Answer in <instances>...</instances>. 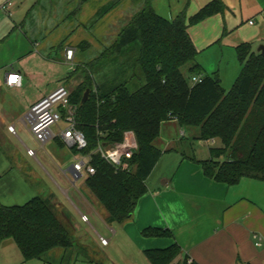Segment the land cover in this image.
Returning a JSON list of instances; mask_svg holds the SVG:
<instances>
[{"label": "trees", "instance_id": "16d2710c", "mask_svg": "<svg viewBox=\"0 0 264 264\" xmlns=\"http://www.w3.org/2000/svg\"><path fill=\"white\" fill-rule=\"evenodd\" d=\"M89 1L77 0V8ZM113 6L99 11L97 19ZM222 7L218 1L212 2L189 19L180 13L167 20L155 12L153 0H143L142 8L113 44L86 65L82 81L71 91L69 101L76 108V129L87 141L84 153L92 151L98 141L120 143L125 132L134 135L137 150L130 160V172L115 171L99 157L91 161L95 174L85 184L104 208L107 224L128 221L147 192L146 181L162 155L154 142L161 125L171 120L180 128H198L199 141L219 140V147L209 148V159H192L206 178L228 186L242 179L264 182V52L253 53L248 44L236 47L242 68L226 91L217 74L202 75L187 32L189 25L220 12ZM40 9L42 0H36L20 28L28 24L31 15L28 26L35 31L33 18ZM87 46L81 42L78 48ZM131 49L135 54L127 58L125 54ZM105 62H117L112 80L94 77ZM182 68H186L188 79L200 76L201 81L189 82ZM78 71L75 68L71 76ZM140 79L143 83L136 86L135 81ZM86 90L89 94L82 102ZM53 199L50 195L35 197L22 206L0 204V240L11 239L24 261L47 263L51 251L61 249L66 253L75 245L74 237L54 212ZM141 234L172 237L167 229L150 228ZM145 256L150 264H197L176 244L149 250Z\"/></svg>", "mask_w": 264, "mask_h": 264}, {"label": "crops", "instance_id": "0c3cea01", "mask_svg": "<svg viewBox=\"0 0 264 264\" xmlns=\"http://www.w3.org/2000/svg\"><path fill=\"white\" fill-rule=\"evenodd\" d=\"M6 1L8 0H0V6ZM35 1L16 0L19 6H15L12 0L8 14L0 10L8 17L20 20L19 25L12 22L13 31L20 27ZM217 1L223 6L222 10L189 25L187 32L197 51L196 63L201 67L202 75L217 74L222 88L227 91L228 85L234 84L242 68L236 47L248 44L253 53H260L258 49L264 47V0H175V15L170 20L180 13L189 19ZM27 29L31 31L28 26ZM5 31L6 29L0 30V42L6 37ZM24 38L27 47L24 48L22 53L25 54L19 58V63L0 62V204L8 207L26 204L41 190L52 191V185L45 184L43 177L30 168V160H36L37 154L30 156L28 150L25 154H20L13 146H8V135H30L24 124L26 112L33 103L52 93L61 83L49 90L35 84L36 92L27 95L25 88L32 85L35 79L29 70V63L32 61L40 66V63H45V57L40 53L39 42H30L25 36ZM7 73L20 74L21 86L8 87ZM61 122L64 127L57 126L53 133L57 134L58 130L66 127ZM166 124L178 126L175 120L161 125L154 146L160 150L159 145L165 141L164 150H160L162 156L146 181L147 192L139 199L130 219L122 225L107 224L103 209L96 211L88 202L78 200V185H72L70 177L63 173L66 169L57 171V165L52 159H43L48 170L42 165L41 167L53 186L65 195L68 190L60 186L69 184L75 190V202L72 203L80 214L81 222L88 224L97 233V241L91 244L80 232L79 223L69 219L79 245L100 250V264H150L145 252L166 249L173 244L197 264H264V182L242 179L236 185L228 186L206 178L200 165L192 159L207 160L209 152L207 158L203 156L200 159L184 152L187 148L170 149L169 145L173 140H168L161 134ZM9 128H12L13 134L9 132ZM198 133L194 138L198 137ZM54 141L58 146H64L60 140ZM203 142L208 151L209 148L220 145L217 139ZM70 154L72 156L73 151L70 150ZM52 204L54 207L60 206L56 198ZM100 211L103 212L102 215ZM64 214L67 216L63 212L62 215ZM83 215L86 222L82 221ZM150 228L167 229L172 237L142 236V231ZM100 239L105 240L106 244H100ZM7 241L0 240V255H3V251L8 253L5 250L10 246L3 243ZM54 252L49 253L47 263L32 260L26 264H94L92 260L79 259L77 254L68 259L63 251ZM21 260L14 255V264H23Z\"/></svg>", "mask_w": 264, "mask_h": 264}, {"label": "rangeland", "instance_id": "374dc122", "mask_svg": "<svg viewBox=\"0 0 264 264\" xmlns=\"http://www.w3.org/2000/svg\"><path fill=\"white\" fill-rule=\"evenodd\" d=\"M174 2L175 0H154L153 7L159 16L170 20L171 16L175 15ZM13 3L15 6L18 5V3L16 4V0H14ZM112 3H114V6L97 19L98 12H102L101 10L103 8ZM142 4L143 0H90L78 9L77 0H42L43 9L38 10L33 18V24L36 27L35 31L30 32L28 31L27 26L30 24L32 18L31 15L28 17L29 22L25 27H17V29L13 31L12 22L19 25L20 20L17 17H8L0 11V30L6 29V37L3 42H0V62L13 61L12 64L19 63V58L24 56L25 53L22 52L25 50L24 48L27 47V44H25L26 40H24L25 38L23 36L26 34L31 40L39 42L40 53L45 57V63H40V66L32 61L29 63V70L35 76V79L34 82H32V85L30 84L28 88H25L27 95L30 96L35 93V87H37L38 84L44 86L46 90H49L56 87L60 82V86H64L68 91H72L82 81V71L86 69V65L93 63L100 53L113 44L121 29L142 8ZM81 42H86L88 46L85 49L78 48V45ZM68 50L73 52V59L71 62H66L64 58V52ZM134 54V50L131 49L130 52L125 54V56L129 58L131 56L133 57ZM116 65L117 62L103 63L98 73L94 74V77L97 79L99 76L103 79L111 77L112 80L113 77L116 76L112 71ZM75 68H78L79 71L77 74L71 76V74L74 73ZM181 71L185 78L188 79L189 76L186 72V68H182ZM80 76L82 78H79ZM67 77L68 79L66 80L65 78ZM188 81L190 82V78ZM142 83L141 79L135 81L136 86H139ZM232 84L233 83L228 85L227 88L230 89ZM130 90L132 91L134 89L130 88ZM24 113L21 116H23ZM57 126L59 128L64 127V124L60 122ZM57 126L51 128L52 132L56 131ZM9 132L13 134L12 130H9ZM181 133H183V135ZM197 133L198 128L196 127L179 128V126L171 124L164 125L163 132H161V134L168 140H173V143L169 145L170 149L187 148L188 150H185L184 152L191 155L194 154L200 159L203 158V156L204 158H207L208 147L205 142L194 138ZM8 136V143L10 144L8 146H13V148L20 154H25L27 150H31L37 154L36 160H30V168L37 171L43 177L45 184L52 185V191L47 190L44 192L41 190V192L37 193L34 197L47 198L50 196V193H53V198H56L60 205L59 207L53 206L54 212L61 223L69 230L74 239L75 232L73 231V227H71V223H69V219H74L79 223L81 228L80 232L87 237L91 244H93V241L96 242L98 238L97 233L88 224H83L81 222L80 214L72 203L75 202L73 198L75 190L71 188L69 184H64L60 187L62 189H67L68 192L67 195L62 193L55 185L53 186L51 179L46 176L41 167L42 165L48 170L43 161V159L48 157L57 165V171L67 169L71 164L70 160L72 158L70 149L66 146H58L54 140L48 142L40 149L28 134L21 135L17 133V137L12 135ZM162 142L163 143L159 145L160 150H164L163 148L166 145L165 141ZM216 146H218V144H216ZM196 152H198V155ZM38 161H40V163ZM85 181L86 179L80 181L77 184L78 186L76 185V191L80 194H77V199L88 202L90 206H92V209L96 211H99V209L104 210L101 204L87 188ZM40 187L42 189V186ZM24 204L25 203H21L19 206ZM79 209L82 211L80 207ZM102 211H100V214ZM63 212L66 213L67 216L65 214L62 215ZM7 240V242L3 243L4 245H9L10 248L5 250L8 253L3 251V255H0V264H14V255L19 257V259H22L21 261H23V264L32 261H24L16 244L11 239ZM99 242L102 244L100 240ZM79 244L80 243L75 239L74 247L66 252L65 258L71 259L77 254L79 259L92 260L94 261V264L101 263V260L98 257L100 255V250L92 249V247L83 248ZM79 250H83V252H80ZM53 251L58 252L63 250L56 249Z\"/></svg>", "mask_w": 264, "mask_h": 264}, {"label": "built area", "instance_id": "2783aa9c", "mask_svg": "<svg viewBox=\"0 0 264 264\" xmlns=\"http://www.w3.org/2000/svg\"><path fill=\"white\" fill-rule=\"evenodd\" d=\"M12 0L6 1L0 10L10 12ZM66 61L73 59V52L68 50L65 52ZM8 87H20L21 75L18 73H7ZM201 81L200 76H193L191 83ZM71 91L64 86H58L52 93L46 97L33 103L24 116V124L33 140L39 148H43L48 142L58 139L64 146L73 151L70 166L63 172L70 177L73 186L80 181L87 179L95 174V169L91 164L93 157H99L115 171L130 172V160L136 152V144L132 132H125L123 141L120 143H104L98 141L96 147L84 153L87 149V141L84 135L76 129L75 122V106L69 101ZM63 121L66 127L58 130L57 134L53 133L51 128L57 126ZM12 130V128H9ZM13 132V130H12ZM28 155L34 156L35 152L28 150ZM82 221L86 222V217L82 216ZM103 245L106 241L100 239ZM259 245V244H257Z\"/></svg>", "mask_w": 264, "mask_h": 264}, {"label": "water", "instance_id": "95a60500", "mask_svg": "<svg viewBox=\"0 0 264 264\" xmlns=\"http://www.w3.org/2000/svg\"><path fill=\"white\" fill-rule=\"evenodd\" d=\"M258 52L263 53L264 52V47H261L260 49H258ZM88 94H89V91L86 90L85 93L83 94L82 102L85 101V99L87 98Z\"/></svg>", "mask_w": 264, "mask_h": 264}]
</instances>
